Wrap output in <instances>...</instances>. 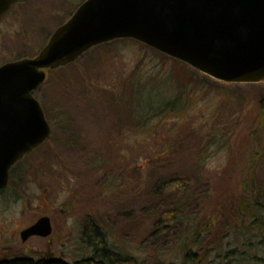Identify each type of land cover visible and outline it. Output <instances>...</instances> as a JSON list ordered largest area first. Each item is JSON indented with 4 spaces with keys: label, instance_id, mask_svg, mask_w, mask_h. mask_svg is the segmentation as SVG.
<instances>
[{
    "label": "rangeland",
    "instance_id": "obj_1",
    "mask_svg": "<svg viewBox=\"0 0 264 264\" xmlns=\"http://www.w3.org/2000/svg\"><path fill=\"white\" fill-rule=\"evenodd\" d=\"M85 1L20 3L0 65L39 53ZM35 94L53 133L0 200V247L47 195L70 264L92 256V225L137 264H264L263 83L222 82L116 39L48 69Z\"/></svg>",
    "mask_w": 264,
    "mask_h": 264
},
{
    "label": "water",
    "instance_id": "obj_2",
    "mask_svg": "<svg viewBox=\"0 0 264 264\" xmlns=\"http://www.w3.org/2000/svg\"><path fill=\"white\" fill-rule=\"evenodd\" d=\"M0 0V19L15 3ZM116 39H134L226 83L264 84V0H86L33 58L0 67V188L50 136L35 92L47 70ZM47 218L25 236L49 235Z\"/></svg>",
    "mask_w": 264,
    "mask_h": 264
},
{
    "label": "flooded vegetation",
    "instance_id": "obj_3",
    "mask_svg": "<svg viewBox=\"0 0 264 264\" xmlns=\"http://www.w3.org/2000/svg\"><path fill=\"white\" fill-rule=\"evenodd\" d=\"M24 3V2H22ZM20 3H15L12 5L10 10L0 19V48L4 50L3 46V40L6 34H9L10 31L13 32V36L15 37L16 34L20 32V29H12V26L14 25V22H21V19L23 18V15L19 13L16 9H18V5ZM15 10V11H14ZM42 50V49H41ZM38 54V53H37ZM37 54L33 56H25L22 58H10L7 61H4V63L1 66L14 62L20 59L24 58H33ZM36 93V92H35ZM36 96V94H35ZM50 127H51V134L49 138L42 144L44 145L47 143L51 136H52V120L47 118ZM41 145V146H42ZM40 146V147H41ZM40 147L34 149L33 152L24 155L19 161H17L12 167L10 168L9 173V180L8 184L4 188H0V200L2 197H4L5 192L10 185L19 188L21 184H19L21 181L26 180V178H29L26 176L24 169L25 167H30V170L35 169V164L37 162V158L34 157L35 151L39 149ZM34 157V160L30 162V157ZM24 160V163L20 165L21 161ZM28 161V162H25ZM30 162V163H29ZM52 166V164H51ZM39 205L38 209L43 210H37L35 213V216L32 218L26 219L24 224H19L16 228L12 230V232L8 231L6 235L11 236L14 235L13 241L11 242V245L8 247H0V264H5L14 262L17 260H22L23 262L27 261L32 264H70L68 261V256L66 254L65 250V242H63V236L66 233H60V228L56 229V217H54L53 212L57 211L58 208H56L55 203L53 204L51 200L48 198V196L39 197ZM59 206L60 213L67 212V206L57 205ZM35 208V207H34ZM28 210H33L32 206L27 205L24 207L22 216H26V212ZM42 211V213H40ZM42 218H47L48 224L51 226V232L49 235L42 236V235H32V236H25V232L29 230L32 226H34L36 223H38ZM65 221V219H64ZM65 224V223H64ZM66 225V224H65ZM11 228V227H10ZM13 228V227H12ZM61 235L58 238L55 237V233H58ZM5 234V233H4ZM58 236V235H57Z\"/></svg>",
    "mask_w": 264,
    "mask_h": 264
},
{
    "label": "trees",
    "instance_id": "obj_4",
    "mask_svg": "<svg viewBox=\"0 0 264 264\" xmlns=\"http://www.w3.org/2000/svg\"><path fill=\"white\" fill-rule=\"evenodd\" d=\"M261 110L264 114V96L261 99ZM177 185H182V181H174ZM263 193V188L260 187ZM259 194V195H260ZM86 232V237L90 246L92 247V256L83 261L77 262L75 264H137V260L132 256H126L114 248L108 246L107 240L103 232L95 225L88 227ZM5 264H32L30 262H23L22 260H17ZM41 264V263H38Z\"/></svg>",
    "mask_w": 264,
    "mask_h": 264
}]
</instances>
